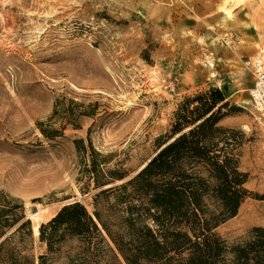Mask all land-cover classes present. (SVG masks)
<instances>
[{
    "label": "rangeland",
    "instance_id": "obj_1",
    "mask_svg": "<svg viewBox=\"0 0 264 264\" xmlns=\"http://www.w3.org/2000/svg\"><path fill=\"white\" fill-rule=\"evenodd\" d=\"M228 39V40H227ZM264 51V0H0V191L34 226L79 200L87 177L74 140L135 169L154 153L186 96L221 88L240 110L244 186L264 192V118L254 110L250 60ZM230 134V133H228ZM264 225L252 195L216 228L231 244Z\"/></svg>",
    "mask_w": 264,
    "mask_h": 264
},
{
    "label": "trees",
    "instance_id": "obj_2",
    "mask_svg": "<svg viewBox=\"0 0 264 264\" xmlns=\"http://www.w3.org/2000/svg\"><path fill=\"white\" fill-rule=\"evenodd\" d=\"M238 110L218 87L184 97L135 169L75 139L82 192L96 190L92 211L74 200L41 222L36 262L24 252L32 227L23 203L0 191V264H264V225L231 244L216 232L247 196L264 201L244 186L240 131L220 124Z\"/></svg>",
    "mask_w": 264,
    "mask_h": 264
},
{
    "label": "built area",
    "instance_id": "obj_3",
    "mask_svg": "<svg viewBox=\"0 0 264 264\" xmlns=\"http://www.w3.org/2000/svg\"><path fill=\"white\" fill-rule=\"evenodd\" d=\"M252 85L249 89L254 110L264 118V51H258L250 60Z\"/></svg>",
    "mask_w": 264,
    "mask_h": 264
},
{
    "label": "bare ground",
    "instance_id": "obj_4",
    "mask_svg": "<svg viewBox=\"0 0 264 264\" xmlns=\"http://www.w3.org/2000/svg\"><path fill=\"white\" fill-rule=\"evenodd\" d=\"M34 233H35V234L38 233V227H37V225L34 226Z\"/></svg>",
    "mask_w": 264,
    "mask_h": 264
},
{
    "label": "crops",
    "instance_id": "obj_5",
    "mask_svg": "<svg viewBox=\"0 0 264 264\" xmlns=\"http://www.w3.org/2000/svg\"><path fill=\"white\" fill-rule=\"evenodd\" d=\"M228 40V39H227Z\"/></svg>",
    "mask_w": 264,
    "mask_h": 264
}]
</instances>
